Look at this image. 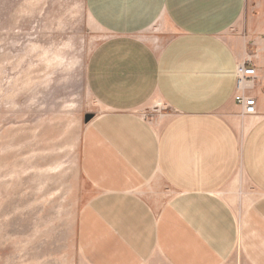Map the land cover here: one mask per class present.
<instances>
[{"label":"crops","instance_id":"crops-1","mask_svg":"<svg viewBox=\"0 0 264 264\" xmlns=\"http://www.w3.org/2000/svg\"><path fill=\"white\" fill-rule=\"evenodd\" d=\"M86 5L109 34L86 68L103 111L82 137L83 167L99 190L80 215L83 256L93 264H155L148 255L155 243L164 259L172 240L177 264H264V16L255 31L244 24L247 0ZM155 23L159 45L140 34ZM241 63L256 69L252 87L243 88L256 98L253 115L233 98ZM156 99L168 112L158 123L136 113ZM235 172L256 195L241 225L215 195ZM157 180L183 200L160 215L137 197ZM107 240L120 241L127 255L98 253Z\"/></svg>","mask_w":264,"mask_h":264},{"label":"rangeland","instance_id":"rangeland-1","mask_svg":"<svg viewBox=\"0 0 264 264\" xmlns=\"http://www.w3.org/2000/svg\"><path fill=\"white\" fill-rule=\"evenodd\" d=\"M247 4L244 24L256 31L264 0ZM161 33L155 23L140 34L159 45ZM108 34L86 0H0V264H93L79 248L80 215L99 195L83 167L82 137L103 109L86 68ZM87 113L93 116L85 122ZM136 113L158 123L168 112L156 99ZM215 195L229 203L240 225L256 201L240 172ZM137 197L157 215L183 202L160 180L138 188ZM114 241L98 253L127 255L129 248ZM174 242L164 254L169 258L157 242L148 255L155 264H177Z\"/></svg>","mask_w":264,"mask_h":264},{"label":"built area","instance_id":"built-area-1","mask_svg":"<svg viewBox=\"0 0 264 264\" xmlns=\"http://www.w3.org/2000/svg\"><path fill=\"white\" fill-rule=\"evenodd\" d=\"M255 79V67L245 63H241L237 66L236 85L233 98L245 115H253L256 113V98L253 95H247L243 90L244 87H252Z\"/></svg>","mask_w":264,"mask_h":264},{"label":"water","instance_id":"water-1","mask_svg":"<svg viewBox=\"0 0 264 264\" xmlns=\"http://www.w3.org/2000/svg\"><path fill=\"white\" fill-rule=\"evenodd\" d=\"M93 116V114L92 113H87L86 115H85V122H87L91 117Z\"/></svg>","mask_w":264,"mask_h":264}]
</instances>
